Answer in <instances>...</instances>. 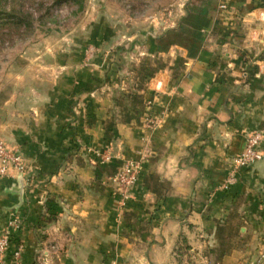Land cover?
Segmentation results:
<instances>
[{"label":"crops","instance_id":"0c3cea01","mask_svg":"<svg viewBox=\"0 0 264 264\" xmlns=\"http://www.w3.org/2000/svg\"><path fill=\"white\" fill-rule=\"evenodd\" d=\"M180 6L172 26L74 30L67 45L24 49L2 67L0 142L26 174L0 177L11 238L0 264H14L19 244L21 264H175L183 239L197 264H261L264 0ZM187 15L202 28L181 23ZM149 116L161 120L153 130ZM255 132L262 160L223 189ZM145 145L122 205L110 178Z\"/></svg>","mask_w":264,"mask_h":264},{"label":"rangeland","instance_id":"374dc122","mask_svg":"<svg viewBox=\"0 0 264 264\" xmlns=\"http://www.w3.org/2000/svg\"><path fill=\"white\" fill-rule=\"evenodd\" d=\"M58 1L60 0L16 1L23 12L31 16L32 28L30 31H2L0 74L2 67L19 59L24 49L60 43L67 45L74 30L83 32V38L88 36L85 35L87 31L96 35L103 31L133 35L149 25L172 26L183 9L180 6L183 0H61L63 3L60 4ZM125 45H121L122 48ZM104 47L101 49L102 53L109 46L105 44ZM186 247L180 245L176 248L175 264H197L196 255Z\"/></svg>","mask_w":264,"mask_h":264},{"label":"built area","instance_id":"2783aa9c","mask_svg":"<svg viewBox=\"0 0 264 264\" xmlns=\"http://www.w3.org/2000/svg\"><path fill=\"white\" fill-rule=\"evenodd\" d=\"M161 120L159 118L147 117L146 124L151 130L159 126ZM263 140L262 134L255 132L247 137L246 144L242 152H240L232 162V166L228 171L227 177L223 183V189L228 190L237 182V175L241 169L250 168L263 158L260 144ZM102 164L110 163L112 157L107 153L99 154ZM151 156V150L145 145L138 154L136 160H125L118 172L110 178V183L116 188L120 195L122 205L130 199V191L138 180L142 165ZM14 172L19 175L26 174V164L22 156L12 149H8L0 142V177H4ZM264 205V196L262 197ZM10 235L6 230H0V262L10 250ZM22 245H17L11 252V259L14 264H21ZM261 264H264V256L261 257Z\"/></svg>","mask_w":264,"mask_h":264},{"label":"trees","instance_id":"16d2710c","mask_svg":"<svg viewBox=\"0 0 264 264\" xmlns=\"http://www.w3.org/2000/svg\"><path fill=\"white\" fill-rule=\"evenodd\" d=\"M11 1L13 2L11 3ZM16 1L17 0H0V34L4 29H7V32H15L20 29L30 31L32 28L31 16L23 12L21 6L18 5V3L16 4ZM63 1L65 2V0ZM63 1L60 0L58 3H63ZM181 23L198 29L202 28V18L195 15H187L181 20ZM181 245L187 246L184 239L181 240ZM186 249H189V247L187 246Z\"/></svg>","mask_w":264,"mask_h":264}]
</instances>
